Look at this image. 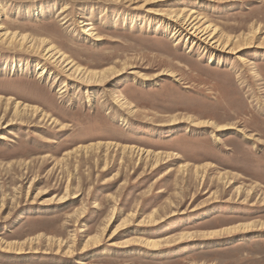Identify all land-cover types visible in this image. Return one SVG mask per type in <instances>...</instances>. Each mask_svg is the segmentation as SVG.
<instances>
[{
  "label": "rangeland",
  "instance_id": "374dc122",
  "mask_svg": "<svg viewBox=\"0 0 264 264\" xmlns=\"http://www.w3.org/2000/svg\"><path fill=\"white\" fill-rule=\"evenodd\" d=\"M0 32V264H264V0H0Z\"/></svg>",
  "mask_w": 264,
  "mask_h": 264
},
{
  "label": "bare ground",
  "instance_id": "6f19581e",
  "mask_svg": "<svg viewBox=\"0 0 264 264\" xmlns=\"http://www.w3.org/2000/svg\"><path fill=\"white\" fill-rule=\"evenodd\" d=\"M191 11H192V9H191ZM191 11H190V13H191ZM188 15V14H187ZM190 15H188V17H189ZM197 18L196 17H192V19L190 20L189 19V21H188V19H187V22L185 23V29L186 30H188L189 31V33H191V35L192 36H194L195 38H197V41L199 40V41H201V42H203V43H207V42H209V41H211V40H213L211 43H215V42H217V44L216 45H220V43H219V37H216L215 38V29H213L211 32H208V31H206L207 29L206 28H200V26L199 25H197V23L196 22H194L195 20H196ZM202 19V18H201ZM178 20V19H177ZM183 23V22H182ZM183 25V24H182ZM182 25H180L182 28H183V26ZM205 27H207V26H205ZM210 28V27H209ZM184 28H183V30H185ZM188 33V32H187ZM6 36H8V40H9V44H12V41H13V38H14V36L12 35V34H10V33H7V32H0V38L1 39H4ZM215 38V39H214ZM15 40H18L19 42L21 41H24V37L23 36H20L19 38H17V36L15 37ZM16 42V41H15ZM225 46V44L222 46V47H224ZM45 50V54L44 55H46V54H48L49 53V55H48V57H50V58H53V56H54V54H53V52H52V49L50 48V47H48L47 49H44ZM43 50V51H44ZM62 56L63 55H59V56H57L55 59H53L52 61L53 62H56V63H62V62H65L64 60L63 61H61L63 58H62ZM70 64V66L68 67V68H65V67H67L68 65ZM73 67V68H72ZM40 68H42V67H40ZM63 69H64V71H66V72H69V71H71L70 73H72L73 72V74H77V77H78V75L79 74H81L80 73V70L78 71V69H76V68H74V65L73 64H71V61H67L64 65H63ZM41 72H45L44 71V69L42 68L41 70H40V73ZM83 75V74H82ZM79 78H81V77H79ZM82 79L84 80V79H87L86 77H82ZM81 83H84V82H81ZM60 92H62V90L60 91ZM16 110H17V112L19 111L17 108H15V112H16ZM36 110H38V108H36ZM33 115H36V112H34L33 113ZM41 117H42V120H44L45 118H46V116L44 115V114H42L41 115ZM126 148H129V146H124L123 147V149H126ZM169 153H167V154H165V155H168ZM154 212V211H153ZM155 213V212H154ZM153 213V214H154ZM151 216H153L152 215V213H151ZM110 217V216H109ZM149 220H153V219H149ZM118 226V225H117ZM227 229H232V228H230V227H228ZM181 236V235H180ZM186 236V235H185ZM189 237V236H188ZM92 237H88L87 238V240L85 241V243H84V245L85 244H87L88 242H89V240L91 239ZM145 240V239H144ZM143 240V241H144ZM144 245H146V246H148V247H151V248H155V247H157V246H160L161 245V243H160V241L157 239H147V240H145L144 242Z\"/></svg>",
  "mask_w": 264,
  "mask_h": 264
}]
</instances>
